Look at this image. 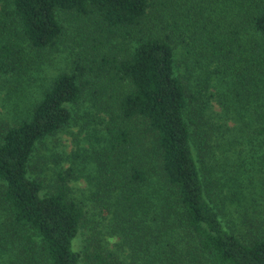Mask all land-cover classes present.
<instances>
[{
  "label": "trees",
  "instance_id": "16d2710c",
  "mask_svg": "<svg viewBox=\"0 0 264 264\" xmlns=\"http://www.w3.org/2000/svg\"><path fill=\"white\" fill-rule=\"evenodd\" d=\"M9 3L22 43L0 46L3 72L24 65L26 47L54 46L63 32L57 12L94 17L109 32L127 34L154 12L149 22L156 30L138 28L140 35H132L121 57H103L96 67L95 91L109 89L94 104L119 123L110 130L102 163L107 176L103 184L100 175L94 178L101 188L95 195L108 213L106 230L120 239L86 257L94 264H264V214L239 227L227 210L234 194L225 191V175L237 166L235 150L264 148V0H236L235 19L216 17L219 23L206 24L205 31L185 17L179 25L171 0ZM77 70L55 76L19 124L0 122V198L8 234L19 236L12 240L19 264H81L73 239L83 208L68 197L62 174L53 191L43 194L42 182L29 173L37 144L68 125L82 99L88 79L82 67ZM229 81L231 91L207 90ZM213 98L223 124L213 121L205 131L199 106ZM132 120H141L151 134L156 168L127 148L129 129L122 125ZM236 131L251 137L237 138L225 161L223 142ZM261 160L264 175V154Z\"/></svg>",
  "mask_w": 264,
  "mask_h": 264
},
{
  "label": "rangeland",
  "instance_id": "374dc122",
  "mask_svg": "<svg viewBox=\"0 0 264 264\" xmlns=\"http://www.w3.org/2000/svg\"><path fill=\"white\" fill-rule=\"evenodd\" d=\"M172 3L179 25L185 17L189 24L202 25V31H205L206 24H218L216 17L220 20L227 16L230 20L236 17V12L232 13L236 0H171ZM153 14V9H150L143 24L138 27L143 33L148 28L156 30L149 22ZM12 15L9 0H0V46L5 43L11 46L22 43L21 40L18 41V26ZM57 15L63 25V32L53 47L39 51L26 47L23 66L17 65L7 72L0 70V122L3 127L19 124L28 116L33 104L40 100L43 91L55 76L62 72H78L77 67L84 69V78L88 80L83 88L82 99L73 106V118L68 125L37 144L29 163V173L42 182L43 194L53 191L59 174L63 175L68 187V197L76 201L84 211L79 233L73 239V247L81 253V264H94L91 258L86 257L88 254L93 253L99 245L112 249L113 242L120 239L119 234L110 235L106 230L109 224L108 213L100 206V200L95 195L101 188H96L94 178L100 175L101 184L106 180L107 173L102 168L106 159L105 149L111 137L110 130L119 123L111 120L110 111L105 107L94 104L101 97L106 98L104 94L109 89L105 87V93L95 91L94 86L98 80L95 72L103 57H121L124 50L133 44V36L140 34L138 28L129 29L130 34L125 29L109 32L98 19L73 12L60 11ZM222 85L223 88L210 85L207 90L217 93L216 90L231 91L233 88L230 81ZM199 107L203 109L201 114L205 122L202 128L205 131L207 128L212 129L208 124L213 121L223 124V120L218 117L222 109L214 98ZM227 125L231 126L232 122L229 121ZM122 126L129 129L127 148L138 153V157H143L146 164L156 168L155 144L151 134L144 131L145 125L141 120H132ZM239 137L247 139L251 135L236 131L231 138L226 139L223 142L227 150L224 160L229 158L228 151L234 147ZM254 149L244 148L240 154H236L235 150V172H227L225 175V191L228 194L232 191L234 194L233 198L229 196L226 200L228 214L234 211L233 217L239 227H245L242 220L247 219L253 223L263 219L264 214V175L260 168L263 165L261 158L264 148ZM8 224L0 198V264H19L17 249L12 246V240L19 236L8 234ZM128 251L125 248L124 253L128 254ZM118 253L122 257V252Z\"/></svg>",
  "mask_w": 264,
  "mask_h": 264
}]
</instances>
